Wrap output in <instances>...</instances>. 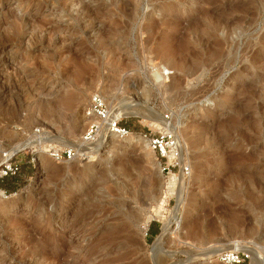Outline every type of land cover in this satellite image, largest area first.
I'll use <instances>...</instances> for the list:
<instances>
[{"label":"rangeland","instance_id":"obj_1","mask_svg":"<svg viewBox=\"0 0 264 264\" xmlns=\"http://www.w3.org/2000/svg\"><path fill=\"white\" fill-rule=\"evenodd\" d=\"M97 93L135 108L121 117L133 133L85 161L15 152L0 264H220L198 257L237 241L264 257V0H0L11 152L37 127L80 146ZM137 104L172 115L186 145L178 216Z\"/></svg>","mask_w":264,"mask_h":264},{"label":"built area","instance_id":"obj_2","mask_svg":"<svg viewBox=\"0 0 264 264\" xmlns=\"http://www.w3.org/2000/svg\"><path fill=\"white\" fill-rule=\"evenodd\" d=\"M84 117L86 127L81 140L86 147L98 144L105 136L116 135L125 138L133 133L132 130L122 126L123 119L116 116L115 110L109 105L105 97L99 93L91 97ZM46 131L48 130L41 127L22 131L24 142L35 139L39 144L37 148L56 162L85 161L88 158L86 150L80 151L74 147L62 149L51 144L42 143L48 137ZM140 136L148 142L159 165L160 172L165 178L167 183L166 193L174 195L172 182L179 177L188 180L192 176V168L186 159V145L178 131L174 118L172 115L166 114L158 123L148 122ZM14 148H9L6 142L0 139V158L2 159L0 162V181L15 177L20 173L21 165L16 161V158L23 151L11 155ZM174 189L176 190V188ZM9 196V192L0 187V199H8ZM253 246L255 245L249 244V248L246 249L244 243H237L233 250L221 253L217 260L220 264H251L253 257L249 250L254 248ZM260 261L264 264V257H261Z\"/></svg>","mask_w":264,"mask_h":264},{"label":"bare ground","instance_id":"obj_3","mask_svg":"<svg viewBox=\"0 0 264 264\" xmlns=\"http://www.w3.org/2000/svg\"><path fill=\"white\" fill-rule=\"evenodd\" d=\"M161 71L162 70L159 69L157 71V73L162 77L163 76L162 75V72L163 71L162 72ZM158 74H154L155 79L158 78ZM145 102H147V100H145ZM141 104H143V103H141ZM141 104L140 105L137 104V105H138V107H143L140 110H144L145 113H146V114H140L142 117H145V118H147V119H149V120H151L152 122H155V123H158V122H160L162 120V117L160 115H158L157 113H154L153 110L150 109L148 106H146V105L143 106ZM133 110L135 111V108H133L130 104H123V105H121L115 111V113H116V116H118L119 118H121L122 116H131V115H134L135 113L133 112ZM140 112H143V111H140ZM74 128L75 129L78 128L77 121L74 123ZM47 136L48 137L45 140V142H42V143H46V144L53 143V144H51L52 146L53 145L54 146L55 145H59V146H61L63 148H70V147L73 148L74 147V148H78L80 151H85L86 150L88 152V158L91 157L93 154L96 155V154L99 153V151L103 147V142L104 141L105 142L107 141V139H108L107 137H111L112 140L113 139H116V135L105 136V137H103L102 141L99 142L98 144H96L94 146H91V147H86V145H83L82 144V140L78 141V144H81L80 146H78L77 143H72V142H69L68 143L67 141H66L67 143H65V141H63V140H61V139H59L57 137L52 136V134L50 132H47ZM71 140H72V138H71ZM33 145H35V146L39 145L38 142L35 141V139L34 140H29L25 144L19 145L13 152H11V155H14L15 152H17L19 149H21L23 147H29V146H33ZM94 155H93V157H95ZM0 160L2 161L1 158H0ZM172 187H173V190L172 191H175V195H177V197H178V205H177V208H176V211H175V216H178V214H180L179 213L180 209L182 207H184L183 193H184V188H185V179H183L182 177H180L179 179L173 181ZM174 188H176V190ZM2 200H4V199H2ZM151 218H152L151 216L148 217L146 222H149L151 220ZM170 226H171V220H165V230H164V234L167 232V230H168V228H170ZM231 229L234 231L236 229V227L233 226V228H231ZM160 240L157 242L158 245H160ZM237 243H240V242H238V241L237 242H234V243L229 244L227 247H224V248H216V247L214 248V247H211L208 250L204 251L202 254H200V256L198 258L199 259H204V260H210V259H212L214 257H218L221 253H223L225 251L233 250L234 249V246ZM245 248L246 249L249 248V244H246L245 245ZM249 251H251V253H252V257H253L252 258V263L253 264H262L261 261H260V259H259V257H258V253L256 252V250L252 248Z\"/></svg>","mask_w":264,"mask_h":264},{"label":"trees","instance_id":"obj_4","mask_svg":"<svg viewBox=\"0 0 264 264\" xmlns=\"http://www.w3.org/2000/svg\"><path fill=\"white\" fill-rule=\"evenodd\" d=\"M122 126L132 130V124L129 122L123 123L122 121ZM0 187L9 193H12L17 189L16 185H9L6 181H0Z\"/></svg>","mask_w":264,"mask_h":264}]
</instances>
